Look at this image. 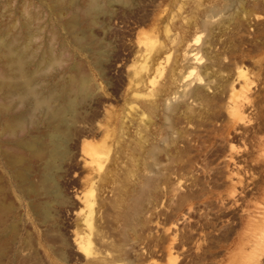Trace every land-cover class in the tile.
I'll use <instances>...</instances> for the list:
<instances>
[{"label":"rangeland","instance_id":"obj_1","mask_svg":"<svg viewBox=\"0 0 264 264\" xmlns=\"http://www.w3.org/2000/svg\"><path fill=\"white\" fill-rule=\"evenodd\" d=\"M90 1L0 0V44L65 110L49 120L0 81V126L24 120L0 127V264H264V0H97L95 15ZM11 139L62 145L48 189L22 152L42 194L10 179Z\"/></svg>","mask_w":264,"mask_h":264},{"label":"bare ground","instance_id":"obj_2","mask_svg":"<svg viewBox=\"0 0 264 264\" xmlns=\"http://www.w3.org/2000/svg\"><path fill=\"white\" fill-rule=\"evenodd\" d=\"M71 1H73V0H71ZM60 4V3H59ZM90 8H91V11H94L93 13H94V15L96 14L95 12H97L98 13V11L99 10H101V9H99V4H98V1L97 0H91L90 1ZM101 12V11H100ZM100 15V14H99ZM94 17V16H93ZM26 26V25H25ZM25 28V27H24ZM27 28V27H26ZM26 32V31H25ZM28 34V33H27ZM13 40V39H12ZM11 40V41H12ZM195 40H198V38H196ZM1 41V40H0ZM0 48L3 50V52H1V53H4L5 55L3 56L2 54V56H3V58L4 57H6V59H7V62H6V65H10V64H12L13 66H14V68H15V71L16 72H14L13 71V69L11 70L12 71V73L14 72V75H15V73L17 74V78H15V77H13V78H15V79H18V81L16 82V80H15V83H14V80H12V79H10L9 81H11V82H9L8 81V79H7V77L5 78L3 75V77L2 76H0L2 79H0V81L2 80H7V82L8 83H3L2 82V85H1V87L3 86V84L5 85V86H7L8 87V89H10V90H20V93H21V95L22 94H24V95H26V96H28V97H30L31 98V102H33V107H34V109L33 110H37L38 108L41 110V109H43L44 111H45V113H46V111L48 112L47 114H46V116L49 114H51V112L48 110V109H50V105H48L49 104V101L51 100H47L46 98H44V97H39L38 95L39 94H37L36 93V91L34 90V88L32 87V81L31 80H33V78L31 77V76H29L30 74H27L26 72L27 71H25V68H24V66H25V60H24V56H23V54L24 53H20L17 49L15 50L13 47V44H11V43H9V41H8V43H1L0 44ZM1 49H0V51H1ZM163 50V49H162ZM18 51V52H17ZM23 51V50H22ZM156 51V50H155ZM24 52V51H23ZM188 53H187V55H186V59H187V56H188V58H189V60L191 61L192 60V62L193 61H195V62H197L196 60H198V53H193V51H187ZM97 53V52H96ZM155 53V52H154ZM157 54V53H156ZM158 54H161V52H158ZM163 54V53H162ZM161 54V55H162ZM151 55H154V56H156L155 54H152L151 53ZM158 56V55H157ZM27 57V56H26ZM153 57V56H152ZM159 57H162V56H159ZM0 58H1V56H0ZM149 58H150V56H149ZM154 58V57H153ZM156 58V57H155ZM5 59V58H4ZM145 59V58H144ZM163 59V58H162ZM28 60V59H27ZM152 60H154V59H152ZM146 61V62H145ZM144 61V63L146 64L147 63V61L148 60H145ZM163 61V60H162ZM154 62H156V60L154 61ZM158 62V61H157ZM142 63H143V61H142ZM149 63V62H148ZM27 64V63H26ZM145 64H144V66H143V68L145 67L146 68V66H145ZM152 64H159V62L158 63H152ZM11 65V66H12ZM192 65V64H191ZM191 65H190V67L188 66V69L186 70L187 72L185 73L186 75H185V77L187 78L188 76H190L191 74H192V71L193 70H195V69H193L192 70V68H191ZM11 66H9L10 68H11ZM12 66V67H13ZM156 66V65H155ZM6 67H8V66H6ZM140 67V66H139ZM147 68H151L150 67V65L147 67ZM146 68V69H147ZM195 68V67H194ZM135 69H137V66H136V68ZM155 69V68H154ZM159 69V68H158ZM140 70V69H139ZM143 69H142V66H141V71H142ZM145 70V69H144ZM149 70V69H148ZM153 70V69H152ZM162 70V69H161ZM169 70H171L170 68H169ZM168 70V71H169ZM8 71V70H7ZM11 71H10V73H11ZM138 71V70H137ZM136 71V72H137ZM157 71V70H156ZM155 70H154V72H156ZM167 71V72H168ZM140 72V71H139ZM148 72V71H147ZM9 73V74H10ZM146 73V72H145ZM158 73V72H157ZM31 74H33V73H31ZM135 74V72L134 71H132V75H134ZM137 74H141V73H136L134 76H132V79L134 80V82H135V84L134 85H137L136 83H137V81H139V83L138 84H140L141 82H142V79L144 78H142V79H140V78H138L137 76ZM242 74V73H241ZM240 73H239V75L238 76H240V77H242V75H241ZM142 75V74H141ZM144 76V75H143ZM147 76H149V75H147ZM182 76H184V75H182ZM244 76V75H243ZM35 77V76H34ZM130 77V76H129ZM136 77V78H135ZM146 77V76H145ZM184 77V78H185ZM138 78V80H136ZM168 78V77H167ZM182 78V77H181ZM200 78V77H199ZM239 78V77H238ZM130 80H131V78H129ZM150 79V78H149ZM194 79V78H193ZM5 80V81H6ZM190 80H192V79H190ZM196 80V79H195ZM194 80V81H195ZM141 81V82H140ZM169 81V80H168ZM131 82V81H130ZM187 82V81H186ZM143 83V82H142ZM166 83V82H165ZM164 83V85H166ZM169 83V82H168ZM163 84V83H162ZM161 85V84H160ZM189 85V84H188ZM133 86V85H132ZM136 87V86H135ZM162 87V88H161ZM161 87H159V89H161V92H162V90L164 89H166L165 88V86H164V88H163V85H161ZM3 88H5V87H3ZM36 88V87H35ZM132 88H134V87H132ZM1 89V88H0ZM62 89V88H61ZM48 90V89H47ZM164 90H163V92H164ZM61 91V90H60ZM159 91V90H158ZM9 91H7L6 93L7 94H10V93H8ZM17 91H15V93H16ZM161 92H159L160 94H162ZM6 94V95H7ZM18 94H19V92H18ZM49 94H50V92H49ZM48 94V95H49ZM20 95V94H19ZM20 95V96H21ZM51 95V94H50ZM8 96V95H7ZM13 96V95H12ZM16 96H18V95H16ZM26 96H24V97H26ZM5 97V96H4ZM9 97H11V95H9ZM14 97V96H13ZM23 97V98H24ZM28 97H27V99H28ZM46 97V96H45ZM49 97V96H48ZM47 97V98H48ZM19 98H21L22 99V97H18V99L17 100H19L20 101V99ZM157 99V98H156ZM5 100V99H4ZM8 100V99H7ZM15 100V99H14ZM24 100H25V98H24ZM30 100V99H29ZM27 101V100H26ZM9 102V101H8ZM21 102V101H20ZM29 102V101H28ZM156 102V101H155ZM12 103V102H11ZM24 103V102H23ZM154 104V102H149V104L147 103V110H149V111H153L154 110V106L155 105H153ZM0 104H2V103H0ZM9 104V103H8ZM29 104H31L30 102H29ZM152 104V105H151ZM11 105V104H10ZM69 105H71V103L69 104ZM68 105V109H70L71 111H72V107L71 106H69ZM8 106V105H7ZM146 106V105H145ZM144 106V107H145ZM1 107H3L4 109H6V107H4V106H1ZM36 107H38V108H36ZM72 109H71V108ZM30 108V107H29ZM9 109V108H8ZM51 109H52V107H51ZM61 107H60V110H59V108H58V110L59 111H56V112H54V110H53V112H52V116H51V118L53 117V119L55 120L56 118H58L60 121H61V119H62V116H63V113L65 114V110H64V108H63V110L64 111H61ZM57 110V109H56ZM14 111V110H13ZM30 111V110H29ZM32 111V110H31ZM52 111V110H51ZM4 112V111H3ZM9 112H10V110H9ZM5 113V112H4ZM26 113V112H25ZM31 113V112H30ZM29 113V114H30ZM44 113V114H45ZM20 114V113H19ZM28 114V115H29ZM38 114V113H37ZM2 115H4L3 113H2ZM27 115V116H28ZM48 115V119L50 120L51 118H50V116ZM26 116V115H25ZM45 116V115H44ZM17 117V116H16ZM20 117V116H19ZM32 117V116H31ZM38 117V116H37ZM6 118V117H5ZM4 118V119H5ZM28 118V117H27ZM27 118H24L23 117V119H27ZM4 119H2V116L0 117V122H2ZM8 119V118H7ZM9 121H7V122H5L3 125H4V127L2 126V123H1V126L0 127H2L3 128V131L5 132V133H7L6 135H8V136H14V129H17V128H19L20 126H22L21 125V123H22V121L24 122V120H22V119H20V118H17V119H15V117H14V119H8ZM48 120V122H53V120H51V121H49ZM57 120V119H56ZM55 120V121H56ZM60 123V122H59ZM62 123V122H61ZM60 123V124H61ZM49 124V123H48ZM63 124H65L64 123V121H63ZM23 125H24V123H23ZM64 127V126H63ZM24 128V127H23ZM54 128H56V127H54ZM21 129L22 128H19V129H17V130H20V132H21ZM51 129V128H50ZM57 129V128H56ZM55 129V130H56ZM60 129V128H59ZM2 130V129H1ZM0 130V131H1ZM54 130V129H53ZM16 131V130H15ZM58 131V132H57ZM55 133H56V139H54V136L52 137L53 138V141L54 140H56V142L59 140V141H62L63 142V140L61 139L60 140V137L62 138V134L64 133L63 131H62V134H61V132H59V131H61V129L60 130H57ZM23 132V131H22ZM53 135H55V134H53ZM16 137V136H15ZM14 137V138H15ZM19 137V136H18ZM13 138V137H12ZM17 138V137H16ZM64 138V137H63ZM37 139V138H36ZM7 140V139H6ZM23 140V139H22ZM32 141H34V140H32ZM4 142H5V144H7L8 146H10L11 148H9L8 150H6V151H4L3 153H2V156H4L5 158H3L4 159V167H5V169H6V171H7V173H8V175H9V177H10V179L11 180H13L14 182H15V184H17L19 187H20V189H22V190H24L25 192L24 193H27L28 191V193H31V194H34V195H36L37 194V192L39 191V189L41 188L40 187V185L42 186V188H44V189H48V184H49V182H51L52 181V175L50 174V172L51 171H53L52 169H54V165H53V161L56 159V158H58V156H60L61 157V153L63 152V148L61 147L62 145L60 144H54L52 141V143H51V145L52 144H54L55 145V147H54V145L52 146L53 147V149H49L50 151H48L47 150V152L48 153H43V152H46V149H48V147L47 148H45V151H43L42 152V154H40V152H39V150H40V148H35L34 147V145L32 144V143H30V142H27V141H17V140H13V139H11V140H8V141H5L4 140ZM37 142V141H36ZM39 142V141H38ZM35 143V142H34ZM39 143H41V142H39ZM1 144V143H0ZM63 144V143H62ZM2 145H3V147H4V144L2 143ZM41 145V144H40ZM5 147H6V145H5ZM39 147H41L43 150H44V148L42 147V145L41 146H39ZM62 148V149H61ZM35 149V151H36V154H35V152H33V150ZM41 149V150H42ZM1 150V149H0ZM19 150H22L21 152L19 151ZM22 152H30V154L32 153V154H35L36 156V158L38 157L39 159L38 160H43V163H42V165H43V167H42V169L44 170V172H39L38 173V178H36L37 180L39 179V183H40V185H38L39 186V189H38V191L37 192H34L35 190H33L32 189V186H31V184H30V173H31V168H30V164H29V162L26 160V156L24 155V153H22ZM26 154V153H25ZM31 154V155H32ZM43 154H45L46 156L44 157V155ZM28 156H29V154H28ZM33 156V155H32ZM31 157V156H30ZM34 156L32 157V158H35ZM29 158V157H28ZM29 160V159H28ZM37 160V161H38ZM57 160V159H56ZM33 161H36V160H33ZM56 162V161H55ZM54 162V163H55ZM32 163H34V162H32ZM36 163V162H35ZM39 165L41 166V164L39 163ZM32 166V165H31ZM34 167V166H33ZM39 167V166H38ZM35 169V168H34ZM36 170H38V169H35V171L33 170V173H35L36 172ZM39 171V170H38ZM37 171V172H38ZM37 175V174H36ZM51 175V176H50ZM33 177V176H32ZM33 178H35V177H33ZM30 179V180H29ZM50 179H51V181H50ZM33 181V180H32ZM33 182H35V181H33ZM38 182V181H37ZM38 183V184H39ZM34 186V185H33ZM37 186V187H38ZM1 188V187H0ZM44 189H41L42 190V193H43V191H45ZM48 191V190H47ZM40 193H38V194H42L41 193V191H39ZM31 194H29V197H30V195ZM50 194V193H49ZM4 195H6V194H4ZM26 195V194H25ZM24 195V196H25ZM32 196V195H31ZM8 197V196H7ZM35 197V196H34ZM32 198V197H31ZM39 200V199H38ZM37 201V200H36ZM2 202H3V200H2ZM1 202V197H0V242H1V240L4 238L3 237V233H2V224H3V222H5V220H3V218H4V216H3V214L5 213L6 215H7V212H6V210H7V208H9L8 206H4L3 205V203L5 202H3L2 203ZM37 202H39V201H37ZM37 202H34V204L36 203V204H38ZM32 203V202H31ZM42 204H44L43 202H42ZM7 205V204H6ZM33 207H35L36 205H32ZM44 206V205H43ZM36 207H38V205L36 206ZM11 208V207H10ZM42 208H45V206L44 207H42ZM40 206H39V209H42ZM34 209V208H33ZM9 210V209H8ZM36 211V210H35ZM38 212L40 211V210H37ZM44 211V210H43ZM35 213V212H34ZM5 215V216H6ZM12 225H14V224H12ZM12 227V226H11ZM5 229V228H4ZM3 229V230H4ZM12 229H13V227H12ZM17 229V228H16ZM12 232V231H11ZM17 232V231H16ZM12 234H14V233H12ZM14 235H16V234H14ZM7 238V237H6ZM8 239V238H7ZM14 240V239H13ZM2 243L3 242H1V245H2ZM0 245V255H1V253H2V246Z\"/></svg>","mask_w":264,"mask_h":264}]
</instances>
